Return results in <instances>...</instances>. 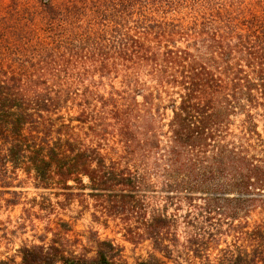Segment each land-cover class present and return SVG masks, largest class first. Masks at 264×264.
<instances>
[{
    "label": "trees",
    "instance_id": "trees-1",
    "mask_svg": "<svg viewBox=\"0 0 264 264\" xmlns=\"http://www.w3.org/2000/svg\"><path fill=\"white\" fill-rule=\"evenodd\" d=\"M37 5L43 36H0L1 194L31 180L171 261L213 264L221 222L242 219L237 258L264 264V0ZM95 242L26 245L20 264H127Z\"/></svg>",
    "mask_w": 264,
    "mask_h": 264
},
{
    "label": "rangeland",
    "instance_id": "rangeland-1",
    "mask_svg": "<svg viewBox=\"0 0 264 264\" xmlns=\"http://www.w3.org/2000/svg\"><path fill=\"white\" fill-rule=\"evenodd\" d=\"M37 7V0H0V36L3 35L2 39L6 40L4 42L15 43L18 39L16 33L30 31L32 28L37 29L43 36V22L40 8L36 9ZM33 19L36 21L35 26L31 23ZM20 178H25V175ZM25 182L24 187L10 188V191L22 193L18 197L12 193L1 194L5 189L0 188V264H20V249L23 246L49 244L53 238L61 239L68 251L91 257L95 255L96 237L112 241L127 264L148 260L166 264H205L202 259L195 258L185 251L181 255L175 254L172 261L168 260L153 247L151 241L133 242L126 238L121 227L114 223L110 222L108 226H104L94 222L92 210L80 206L78 201L62 209L52 204L56 198L50 192H45V195L52 203L41 197L43 190L36 189L31 180ZM9 199H13L15 203H9ZM261 218L262 216L255 215L252 223L259 222ZM186 221L180 219L181 231H186ZM221 224L222 233L218 236V249L211 250L213 264L220 263V249L227 250V257L220 264H244L243 257L237 258L240 245H244L243 238L238 239L244 237V234H241L244 220L224 221ZM204 225L198 224L197 227Z\"/></svg>",
    "mask_w": 264,
    "mask_h": 264
}]
</instances>
